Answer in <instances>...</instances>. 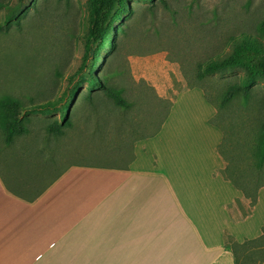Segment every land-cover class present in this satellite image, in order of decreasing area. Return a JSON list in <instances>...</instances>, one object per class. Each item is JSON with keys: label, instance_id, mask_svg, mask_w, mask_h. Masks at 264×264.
Instances as JSON below:
<instances>
[{"label": "rangeland", "instance_id": "obj_1", "mask_svg": "<svg viewBox=\"0 0 264 264\" xmlns=\"http://www.w3.org/2000/svg\"><path fill=\"white\" fill-rule=\"evenodd\" d=\"M0 2L19 6L9 23L4 22L8 8H0V97L16 96L26 105L63 98L64 109L22 110L28 131L9 146L12 156L42 165L44 172L67 163H127L138 138L156 132L178 93L199 82L201 64L230 52L233 36L260 33L264 21V0H125L107 44L94 56L85 53L87 0ZM90 67L95 78L122 88L131 106L117 105L99 85L79 84ZM245 74L238 66L203 83L219 103L228 84ZM248 92L247 99L242 93L219 108L222 149L229 175L264 181L253 155L264 124V74L255 76ZM185 109L182 105L180 112ZM54 121L63 134L48 130ZM0 144L8 145L1 128ZM238 250L241 264H264V238Z\"/></svg>", "mask_w": 264, "mask_h": 264}, {"label": "crops", "instance_id": "obj_2", "mask_svg": "<svg viewBox=\"0 0 264 264\" xmlns=\"http://www.w3.org/2000/svg\"><path fill=\"white\" fill-rule=\"evenodd\" d=\"M217 116L200 87L184 89L114 166L44 172L0 144V264H236L225 234L262 235L264 186L251 206L223 176Z\"/></svg>", "mask_w": 264, "mask_h": 264}, {"label": "trees", "instance_id": "obj_3", "mask_svg": "<svg viewBox=\"0 0 264 264\" xmlns=\"http://www.w3.org/2000/svg\"><path fill=\"white\" fill-rule=\"evenodd\" d=\"M124 2L125 0H87L88 28L85 35L86 54L89 53V51H93V55L95 56L99 52V50H101V48L105 47L108 42V35L112 23L118 15L120 8L123 7ZM1 7L8 8V12L4 18L5 23H9L15 20V16L17 10L19 9V6L15 7L4 2H0V8ZM258 29L260 31V33L258 34L241 32L238 35L233 36L231 42V51L226 53L225 55L212 57L202 63L201 68L196 76L199 82L187 84L188 88H202L206 99L217 108L218 112L220 107L229 104L232 100L239 97L242 93L244 94V96H246L245 98L247 99L249 93L248 90L255 76H257L258 74H264V21L259 24ZM238 66H242L245 68V76L240 80L230 82L227 88L220 95V102H216L209 95L203 81L213 73L223 72ZM85 82L90 84L91 87L94 85L101 86L106 94L111 97L117 105L122 107L131 106V102L128 101L123 95L124 90L122 88H116L109 85V83L103 78H95L92 73V67L88 68L84 73L83 79L78 81L79 84ZM62 100L63 98L59 97L58 99H48L45 101L37 103L33 102L29 105H26L19 97L8 94L2 95L0 97V128L4 132L5 142L8 145H11L15 141V138L17 136L22 135L24 132L28 131V127L25 125L24 118L20 116L22 110L35 112L51 109L59 110L60 108L64 109V106L62 104L59 105V102ZM168 113L166 114L165 118L167 117ZM67 117L68 116H66L65 118ZM216 121L217 118L216 120H213V122ZM48 130L52 133H55L56 135H61L64 133V130L56 121L52 122ZM154 134L155 132L151 135L143 136L140 138L153 136ZM257 136L258 137L253 145V155L256 159L257 170L262 172L264 171V124H262L261 128L258 130ZM224 144L225 133L222 142L218 146L219 153L227 162V167L226 169L222 170V174L224 177L231 179L236 187L243 190L246 197L250 199L251 206H253L257 202L258 191L262 186H264V181H254L253 179L251 181L249 179L242 180L229 175L230 164L222 149ZM263 238L264 226L262 235L257 238L246 239L242 243L235 240L234 237H232L230 234H225V241L227 244H230L234 252L236 264H241L238 250L240 246H245L250 242H256Z\"/></svg>", "mask_w": 264, "mask_h": 264}]
</instances>
